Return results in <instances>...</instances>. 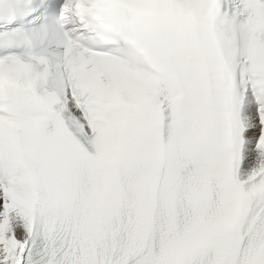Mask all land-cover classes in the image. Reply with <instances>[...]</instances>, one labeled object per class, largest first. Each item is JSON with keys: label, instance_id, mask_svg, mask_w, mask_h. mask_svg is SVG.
Listing matches in <instances>:
<instances>
[{"label": "snow or ice", "instance_id": "6c2138e0", "mask_svg": "<svg viewBox=\"0 0 264 264\" xmlns=\"http://www.w3.org/2000/svg\"><path fill=\"white\" fill-rule=\"evenodd\" d=\"M0 264H264V0H0Z\"/></svg>", "mask_w": 264, "mask_h": 264}]
</instances>
